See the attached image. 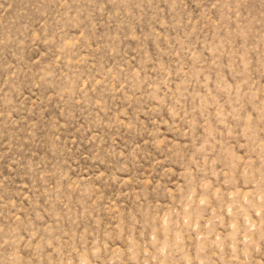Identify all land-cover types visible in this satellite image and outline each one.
Wrapping results in <instances>:
<instances>
[{"label":"rangeland","instance_id":"374dc122","mask_svg":"<svg viewBox=\"0 0 264 264\" xmlns=\"http://www.w3.org/2000/svg\"><path fill=\"white\" fill-rule=\"evenodd\" d=\"M0 264H264V0H0Z\"/></svg>","mask_w":264,"mask_h":264}]
</instances>
